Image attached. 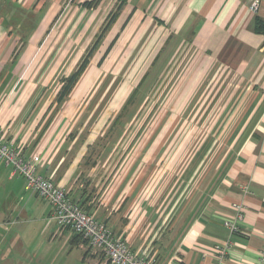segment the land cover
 Returning a JSON list of instances; mask_svg holds the SVG:
<instances>
[{"label": "crops", "instance_id": "1", "mask_svg": "<svg viewBox=\"0 0 264 264\" xmlns=\"http://www.w3.org/2000/svg\"><path fill=\"white\" fill-rule=\"evenodd\" d=\"M91 1L98 4L83 7ZM117 4L0 0L1 138L26 159L37 157L40 175L151 264H258L264 252V33L256 24L264 26V2L254 13L251 0H125L112 25L131 12L144 14L150 25L129 76L138 78L139 93L153 89L149 101L171 106V115L135 117V130L109 133L108 105L98 112L96 102L47 98L71 73L59 44L95 37ZM73 21L79 38L62 32ZM201 82L203 102H226L224 114L204 151L183 163L189 110L168 141L161 140L183 102H201L191 99ZM146 122L159 125L150 132L142 129ZM51 212L0 161V264H41L66 249L106 264L73 231L57 226ZM225 243L221 259L215 247Z\"/></svg>", "mask_w": 264, "mask_h": 264}, {"label": "rangeland", "instance_id": "2", "mask_svg": "<svg viewBox=\"0 0 264 264\" xmlns=\"http://www.w3.org/2000/svg\"><path fill=\"white\" fill-rule=\"evenodd\" d=\"M4 2H6V0H2V3ZM121 2H124V0H118L116 7L119 6ZM71 3L73 4L74 2ZM77 5L80 7L82 4L75 3V6ZM116 13L118 14L117 16L120 15V13L117 12V8H114L104 21L100 32L95 37L92 35L89 41H72L59 44V46H63L61 49L62 52L65 51V54H67L63 61L64 67L67 70L70 68L71 72L69 75H64V79L71 76L91 52L84 73L63 102H96L95 105H97L96 108H98V112L108 105L109 111L111 110L114 115V119L108 128L109 133H116L127 129L135 130L139 126L137 121H134L135 117L146 115L154 116L157 114L168 117L171 115V106H165L164 104L162 107V105H159L161 102H157V104L159 103L158 107V105L155 106L156 102L149 101L153 98V89L139 93L138 78L135 79L132 74L129 76V70L134 66L135 57L143 45V38L150 29L148 21H145L146 16L140 12H135V14L134 12L130 14L126 13L127 15L122 17V20L117 26L111 25L109 28L105 29L112 14ZM73 23V25L70 23L69 26L66 24L62 32L75 35L74 38H79L78 36L76 37V35H79L77 33H80V30L74 27L76 25L74 21ZM52 26L54 29L55 25ZM18 33L24 35V32ZM94 44L97 45L93 50ZM38 45L41 46L40 43ZM71 54H73L74 57L69 58ZM150 65L151 64H149L146 69L149 72L152 71ZM62 80L61 78L59 79L58 88L54 86L50 91L47 98L48 102H56L58 94L63 87ZM129 89L131 90L128 93ZM145 95L147 96V100L145 99ZM202 95L203 90L201 82L200 86L196 88L191 97V99L194 97L198 99L202 98L201 102H183V105L179 107V110L175 113L176 116L173 121L165 124L164 127L165 132L161 140L162 144H165L173 132L179 128L183 118H186L188 115L187 111L189 110V113H191V117H188L189 122L187 121L186 124L187 130L189 132L191 131V134L184 146V148H189L190 155H187L189 158L185 156L183 163L191 161V157H194L196 160L199 154L204 151L209 142V137H212L216 133L224 114L226 102H203ZM163 103L164 102H162V104ZM92 112L94 113V104ZM158 125L159 124L154 122L141 123L142 129L150 132L156 130V126ZM119 141L118 139H114L115 143ZM95 251L99 259L104 260L106 264H111L103 253L97 250ZM41 264L97 263L93 259L84 261L82 253L77 250L70 252V250L66 249L63 254L60 252L57 255L54 254L53 259L48 257L46 262L43 261Z\"/></svg>", "mask_w": 264, "mask_h": 264}, {"label": "built area", "instance_id": "3", "mask_svg": "<svg viewBox=\"0 0 264 264\" xmlns=\"http://www.w3.org/2000/svg\"><path fill=\"white\" fill-rule=\"evenodd\" d=\"M262 2L264 0H251V11L257 13ZM0 161L11 167L14 176L25 178L27 191L52 206L50 219L57 226L73 231L93 250L103 253L111 264H151L147 259L133 252L127 242L117 237L105 223L84 211L68 196L65 189L56 186L52 180L40 175L37 170V157L26 159L14 146L6 143L1 136ZM231 229L235 232L237 226L234 224ZM229 246V243H225L215 247V251L221 259L226 258ZM258 264H264V252Z\"/></svg>", "mask_w": 264, "mask_h": 264}, {"label": "trees", "instance_id": "4", "mask_svg": "<svg viewBox=\"0 0 264 264\" xmlns=\"http://www.w3.org/2000/svg\"><path fill=\"white\" fill-rule=\"evenodd\" d=\"M125 2V0H124ZM124 2H121L119 4V6L117 7V12L120 13L123 6H124ZM98 4V2H85L83 4V7L85 8H92L94 6H96ZM117 13L116 14H112V16L110 17V20L108 21L107 25L105 26V29L109 28L117 19ZM256 29L259 33H264V26L262 25V23L260 22V20H257V24H256ZM97 44H94V48ZM91 56V52L89 53L88 57L85 58V60L82 62V64L80 65V67L68 78L63 80V87L62 90L60 91L59 95H58V99L57 102H63L65 100V98L68 96V94H70V92L72 91V89L74 88V86L77 84L79 78L81 77V75L84 73L86 66L89 62V57ZM79 238H81L80 236H78ZM82 239V238H81ZM86 242V241H85Z\"/></svg>", "mask_w": 264, "mask_h": 264}]
</instances>
